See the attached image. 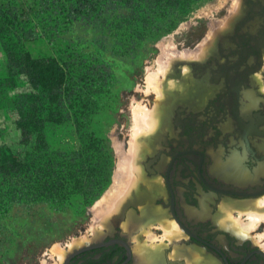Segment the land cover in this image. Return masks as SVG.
I'll return each mask as SVG.
<instances>
[{
  "label": "flooded vegetation",
  "instance_id": "obj_1",
  "mask_svg": "<svg viewBox=\"0 0 264 264\" xmlns=\"http://www.w3.org/2000/svg\"><path fill=\"white\" fill-rule=\"evenodd\" d=\"M213 42L203 59L169 74L184 90L139 160L143 198L106 229L102 246L67 264H154L136 257L148 233L163 253L156 264H264L257 236L232 229L220 209L264 196V0H243ZM130 214L138 229L123 226ZM170 225L180 234L161 242Z\"/></svg>",
  "mask_w": 264,
  "mask_h": 264
},
{
  "label": "rangeland",
  "instance_id": "obj_2",
  "mask_svg": "<svg viewBox=\"0 0 264 264\" xmlns=\"http://www.w3.org/2000/svg\"><path fill=\"white\" fill-rule=\"evenodd\" d=\"M79 1L0 0V6L15 16L4 42L14 43L13 50L17 54L28 53L35 58L55 55L60 46L71 42L77 51L94 55L111 67L114 73L113 85L102 95L101 108L93 118L92 128L106 138L112 148L114 157L112 185L120 161L116 145L120 142L125 145L132 137L135 105L139 102L147 105L151 111L160 108L164 110L168 103H172L171 97L181 95L184 90V84L171 78L169 74L179 64H187L192 60L173 57L166 76L162 77V86L167 87L168 91L163 99L157 98L155 91L148 93L146 78L149 69L156 70L158 61L167 58L165 52L170 48L181 53L195 50L213 33L216 40L223 29L230 25L243 0H200L194 4L193 11L188 17L182 19L174 31L169 32L165 31L167 30L165 27L157 30L158 27L152 23L144 27L140 24L147 16H155L154 11L143 0H88L90 5L78 13L75 10ZM91 1L95 5H91ZM202 39L203 42L200 43ZM53 41L57 42L56 49L53 47ZM215 43L213 42L212 47ZM7 62L8 54L0 39V76L7 74ZM183 70L188 74L189 67L186 65ZM170 85L175 90L171 89ZM17 90L0 86V137L15 153L27 159L32 144L27 147L15 143L9 134L10 124L17 118L15 113L17 92L28 91L25 86ZM163 115L164 111L161 116ZM159 124L160 121L158 126ZM45 135L47 145L54 152H75L81 148L71 121L61 125L47 124ZM150 135L139 138L142 148L139 160L143 158L142 153L151 150ZM137 164L144 180L139 161ZM137 194L138 191L135 190L130 202L135 203L134 198ZM258 199L228 201L223 203L220 209L224 213L222 210L224 205L248 203ZM94 205L95 203L90 208H85L81 197L74 195L66 209L55 210L38 201L7 202L0 191V264H42L43 260L48 264H63L73 250L103 239L106 236L103 233L106 229L103 228L106 226L96 225L97 232H91L96 223ZM241 213H244L242 219L247 222L248 216L245 211L233 209L230 214L239 219ZM129 216L134 217L135 214ZM250 233L257 236V241L262 243L264 248V238L258 239L260 235H264V224ZM178 234L180 233L174 232L172 238ZM147 235L149 236V233ZM83 236H88L83 243L69 247L73 240ZM157 239L153 243L156 244ZM149 242L148 245H151L152 241ZM55 245L61 246L67 252L64 261L52 255V248Z\"/></svg>",
  "mask_w": 264,
  "mask_h": 264
},
{
  "label": "trees",
  "instance_id": "obj_3",
  "mask_svg": "<svg viewBox=\"0 0 264 264\" xmlns=\"http://www.w3.org/2000/svg\"><path fill=\"white\" fill-rule=\"evenodd\" d=\"M143 1L155 16H147L140 24L144 27L152 23L157 30L165 27L169 32L188 17L200 0ZM88 5V0H80L75 11L80 13ZM14 18L0 6V39L8 54L7 74L0 76V86L15 90L27 88L28 91L17 92V118L10 124L9 134L15 143L32 145L26 159L0 137V191L7 202L38 201L55 210L66 209L71 197L77 195L83 206L90 208L111 185L114 171L108 140L92 128L102 95L113 85L114 73L94 55L77 51L71 42L64 43L55 55L47 57L17 54L14 43L4 42ZM56 44L53 41L55 49ZM69 121L74 124L80 150H50L45 126Z\"/></svg>",
  "mask_w": 264,
  "mask_h": 264
},
{
  "label": "bare ground",
  "instance_id": "obj_4",
  "mask_svg": "<svg viewBox=\"0 0 264 264\" xmlns=\"http://www.w3.org/2000/svg\"><path fill=\"white\" fill-rule=\"evenodd\" d=\"M215 37L216 35L214 33L211 34L210 38H208L207 41L204 40L202 45L198 46L197 49L192 51L186 50L181 53L174 48H170L167 52H165L167 58L165 60L161 58L158 61V66L156 70L149 69L148 71V76L146 78V86L148 93H150L151 91H155L156 96L159 99H161L164 95L166 96L168 91H166L167 87L163 88L162 86L163 84L162 77L166 76L167 70L169 68V64L173 59V57H184L188 59L190 58L189 60H196L201 58L203 59L207 50L211 47L210 44H212ZM172 87L173 86L170 85L171 89L174 88ZM157 113H159V115ZM162 113H163L162 108L157 110L154 109V111L153 110L151 111L147 107V105H144L142 103L138 102L135 105L133 109L134 126H133L132 137L130 138L127 144L124 145L123 142H120L116 145V150H117L116 152L117 154L119 153V157H120L118 170L116 171L113 178L114 183L107 190V192L104 193L101 199H99L94 205L93 211L96 216L95 218L96 223L92 227L91 232L96 233L97 232L96 225H100L101 227H104L106 225L105 223H107L115 214H118L122 210V208L125 206V203L127 204L128 202L131 203L130 201L133 199L132 197L135 190L138 191L136 198H134L135 202L143 198L144 193H141L140 191L142 190L140 183V181L142 180V176L137 166L138 165L137 162L139 161V156L141 155V151H142L141 144H139L140 142L139 138L141 136L146 137L156 132L158 128V123L160 121V120L158 121V119L159 117L162 118L161 116ZM237 175L236 177H238L240 174L238 176ZM239 177L241 179L242 178L245 179V176L243 174L240 175ZM233 209L241 210V212L245 211L246 215L248 216V221L246 222L242 219V215L244 213H241V217L239 219L234 218L230 214L231 210ZM222 210L224 212V215L226 216V218L224 219L226 220L228 219L231 223L230 227L234 225L235 226L234 229L236 228L239 229L241 233L243 232L244 234H249L251 231L257 229L261 224H264V198H260L258 199V201H249L248 203L246 202L241 204L237 203L232 205H224ZM146 214L149 213L146 212ZM140 223H142V220L141 221L138 220L136 222L131 220L127 228L130 227L129 228L130 230L131 229L134 230L140 225ZM171 225L169 227L168 226L165 227L164 237L162 239L164 238L171 239L173 236L172 234L174 232L178 233L177 228H173L174 226L171 227ZM101 235H103V233ZM87 238L88 236H83L80 239H75L72 241L69 247L71 248L74 246L76 247L78 244L80 245L81 243H83V241ZM148 238L149 240L152 241V244L148 245V243H146L143 246L141 244L138 245L140 248L136 250L137 261L140 263L152 262L154 264L162 262L161 256L163 253L160 255V252L158 251L159 248L156 246L155 243H153V241L157 239L156 235L153 233H149ZM263 238L264 235H260L258 239H263ZM52 255H55L61 261H64L67 252L61 246L55 245L52 248ZM42 264H48V263L46 262V260H43Z\"/></svg>",
  "mask_w": 264,
  "mask_h": 264
},
{
  "label": "water",
  "instance_id": "obj_5",
  "mask_svg": "<svg viewBox=\"0 0 264 264\" xmlns=\"http://www.w3.org/2000/svg\"><path fill=\"white\" fill-rule=\"evenodd\" d=\"M127 205V204H126ZM134 204L132 203V204H129V205H127V206H125V207H123L122 208V210L120 211V213L119 214H117L116 216H115V222L116 221H119V220H122V217H123V214L122 213H124V211H126V210H128L130 207H132ZM102 239H100V240H98V241H95L96 243L95 244H91V245H85V246H83V247H81V248H79V249H75V250H73L72 252H70L69 254H68V256H67V258H66V260L64 261V263L63 264H67V263H69L70 262V260L73 258V257H75V256H77V255H79V254H81V253H83V252H85L86 250H88V249H92V248H97V247H100V246H102L103 244H101L99 241H101ZM99 242V243H98Z\"/></svg>",
  "mask_w": 264,
  "mask_h": 264
},
{
  "label": "crops",
  "instance_id": "obj_6",
  "mask_svg": "<svg viewBox=\"0 0 264 264\" xmlns=\"http://www.w3.org/2000/svg\"><path fill=\"white\" fill-rule=\"evenodd\" d=\"M132 203L134 204V202H131V203H128V204H132ZM135 203H136V202H135ZM126 204H127V203H125V206L128 205V204H127V205H126ZM125 206H124V207H125ZM119 213H120V212H119ZM119 213H118V214H119ZM122 214H123V213H122ZM116 215H117V214H116ZM116 215H115V216H116ZM115 216L112 217V218L106 223V225H105L106 228H103V229H108V230H109V229H112V225H113V223L115 222ZM131 220H133L134 222H136V218H135V217H130V216H129V217H128V220L125 221V222L123 223V226L127 228ZM129 228H130V227H129ZM127 229H128V228H127ZM131 230H133V229H131ZM105 231H106V230H105ZM103 233H104V232H103Z\"/></svg>",
  "mask_w": 264,
  "mask_h": 264
}]
</instances>
